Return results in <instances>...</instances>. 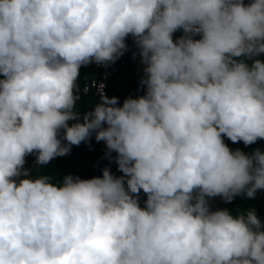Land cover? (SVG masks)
<instances>
[{"label":"clouds","instance_id":"clouds-1","mask_svg":"<svg viewBox=\"0 0 264 264\" xmlns=\"http://www.w3.org/2000/svg\"><path fill=\"white\" fill-rule=\"evenodd\" d=\"M128 37L143 95L81 113V68ZM93 135L121 175L25 168ZM225 138L264 140V0H0V264H264L255 207L210 203L264 191V151Z\"/></svg>","mask_w":264,"mask_h":264},{"label":"trees","instance_id":"trees-1","mask_svg":"<svg viewBox=\"0 0 264 264\" xmlns=\"http://www.w3.org/2000/svg\"><path fill=\"white\" fill-rule=\"evenodd\" d=\"M247 2V0H246ZM182 35L181 32L174 33L173 38L176 39ZM197 39L199 37H196ZM130 59L127 61H120L119 59L112 64H109V74H110V91L108 97L119 98L122 104L124 99L128 96L133 98L143 95L144 89L139 84L140 79L144 74L138 75L134 72H129ZM122 71L128 72V78L119 92L115 95L112 91V83L115 80L114 74L120 73ZM95 69L82 67L80 70V78L77 81L79 87L80 100L78 101L77 108L83 113L90 110L96 103L99 102L101 97L95 96L94 94H85L83 92V85L85 80L92 77L95 74ZM114 73V74H113ZM260 148L264 151V140H258L255 144L245 147L243 144L240 147L245 152H251L253 149ZM106 151L100 146V142L95 140L93 137L87 141L82 142L79 146H72L69 155L63 157L55 158L50 165L47 166H37L35 165V156L29 155L26 157L25 168L33 170V176L38 175H50L54 181H59L64 175L72 174L74 176H79L82 179H88L96 176L102 175V170L105 167H109L111 172L114 171L115 175H121L117 171V166L114 161H110L106 155ZM146 197L141 192L140 200H144ZM255 207L258 216L264 221V191H258L255 199H247L244 197H236L231 204H225L223 200L219 202L217 208L228 207L234 213L237 211H244L250 207Z\"/></svg>","mask_w":264,"mask_h":264},{"label":"built area","instance_id":"built-area-1","mask_svg":"<svg viewBox=\"0 0 264 264\" xmlns=\"http://www.w3.org/2000/svg\"><path fill=\"white\" fill-rule=\"evenodd\" d=\"M127 44L129 46V50L119 58L120 61H127L130 59L131 54L134 50H137L133 39L131 37L127 38ZM87 68L95 69V74L85 80L84 85H83V92L85 94H94L95 96L101 97L103 95V92L105 95L108 96L109 91H110V74H109V65H102V66H97L95 64H91L87 66ZM225 143L231 148V149H236L240 148L242 146V142L233 144L230 140L225 138ZM100 146L103 150L106 151V146L103 141L100 142ZM115 156V153L112 154ZM114 174V171H112Z\"/></svg>","mask_w":264,"mask_h":264},{"label":"rangeland","instance_id":"rangeland-1","mask_svg":"<svg viewBox=\"0 0 264 264\" xmlns=\"http://www.w3.org/2000/svg\"><path fill=\"white\" fill-rule=\"evenodd\" d=\"M130 58H131V62H130V66H129L130 67L129 72H134L138 75L144 74L143 73V65H141L139 62V56L136 55L134 57L132 54ZM114 77H115L114 78L115 80L112 83V91L115 95H117V94H119V92L121 91V89L123 88V86L125 85V83L127 81L128 72L122 71L120 73H115ZM221 200H222L221 198L215 197L210 201L213 210L216 209L217 205L219 204V202Z\"/></svg>","mask_w":264,"mask_h":264},{"label":"crops","instance_id":"crops-1","mask_svg":"<svg viewBox=\"0 0 264 264\" xmlns=\"http://www.w3.org/2000/svg\"><path fill=\"white\" fill-rule=\"evenodd\" d=\"M136 52H137V50H134V51L132 52V54H134V53H136ZM132 54H131V55H132ZM130 62H131V58H130ZM145 199H146V198H145ZM143 201H144V200H142L141 205H143Z\"/></svg>","mask_w":264,"mask_h":264}]
</instances>
